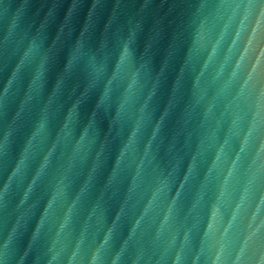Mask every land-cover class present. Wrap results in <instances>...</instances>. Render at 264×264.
<instances>
[{
	"label": "water",
	"instance_id": "obj_1",
	"mask_svg": "<svg viewBox=\"0 0 264 264\" xmlns=\"http://www.w3.org/2000/svg\"><path fill=\"white\" fill-rule=\"evenodd\" d=\"M0 264H264V0H0Z\"/></svg>",
	"mask_w": 264,
	"mask_h": 264
}]
</instances>
